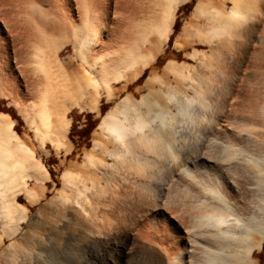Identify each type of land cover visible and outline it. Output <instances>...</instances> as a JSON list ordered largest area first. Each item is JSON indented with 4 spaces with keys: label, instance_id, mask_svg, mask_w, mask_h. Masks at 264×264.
Segmentation results:
<instances>
[{
    "label": "bare ground",
    "instance_id": "obj_1",
    "mask_svg": "<svg viewBox=\"0 0 264 264\" xmlns=\"http://www.w3.org/2000/svg\"><path fill=\"white\" fill-rule=\"evenodd\" d=\"M129 1L0 0V98L13 102L39 151L47 143L62 147L73 107L93 110L102 93L115 97V84L137 81L168 40L174 10L185 0ZM228 1L225 13L213 3L195 6L211 21L197 32L210 53H190L199 67L211 68L225 41L234 47L239 38L235 46L247 50L262 30L264 2ZM68 45L69 66L78 60L80 72L60 60ZM227 55L212 59L219 79L196 78L188 64L167 61L165 77H147L143 93L137 88L122 97L98 125L103 138L93 141L82 170H64L57 198L37 209L29 233H21L28 209L19 197L38 202L41 194L28 181L43 186L49 175L29 137L0 111V245L19 237L8 246L7 264H116L139 255L151 264H252L264 240V120L250 119L261 117L264 72L251 83L240 73L244 57ZM30 88L35 99L24 107ZM250 89L253 99L239 110L252 114L227 134L223 109L238 108V97Z\"/></svg>",
    "mask_w": 264,
    "mask_h": 264
},
{
    "label": "rangeland",
    "instance_id": "obj_2",
    "mask_svg": "<svg viewBox=\"0 0 264 264\" xmlns=\"http://www.w3.org/2000/svg\"><path fill=\"white\" fill-rule=\"evenodd\" d=\"M131 1H132L131 3L133 4V0H131ZM135 1H136V3L139 2L138 0H135ZM208 1L209 0H185V1L181 2L175 8L174 13H173L172 23H171V32H170L168 40L160 45L159 51L156 53L154 60L149 64V66L146 69L141 70L139 77H138L136 82H133L130 84H129V82H125V83L121 82V83L115 84L113 87L114 92H115L114 93L115 97L108 100V99H106V97L102 93L97 108H95L93 110L86 108V107L84 109H82L80 106L73 107L68 114L69 129L64 134V136H65L63 139L64 141H62V143L64 145L62 144V147H60V148H55L51 144L47 143L46 147L43 150L44 152L39 151V149L36 147L37 146L36 143L32 140L33 132L28 130L29 128L25 124V122L22 118V115L19 113L18 109L14 106L13 102H11L8 99L0 98V110L5 112V113L8 112L10 114V116H11V118L15 124V130L17 131V133L19 135H25L26 134L29 137V139H30L29 143L32 145V147L35 151L36 160L42 164V166L46 169V171L49 175V178L46 180L47 182L43 186L38 182L28 181V188H31L35 192H39L41 194V197L38 200V202L30 203L29 201H27V199L24 197V195H20V197H19V203L26 206L28 209L27 220H26L27 221L26 223L28 225H26V223L22 225L25 229V230L23 229L24 231L21 232L22 234L25 232L29 233L32 230H34L32 227V223L31 224H29V223L32 221V219L36 215L37 209L41 205L46 204L49 200L57 198V196H58L57 192L62 187L61 174L64 172V170H66L67 168L74 169L75 167H76L75 171L82 170L81 165H82V162L84 160V156L87 152L90 151L92 144H93V141L95 139L102 140V138H103L102 135L99 134L98 125L100 124L102 118L106 115V113L110 109H112L121 100L122 97H124L126 94L134 92L137 88H141L140 90L143 93L145 90L143 84H144V81L147 79V77H152L153 75H160V76L164 75L162 77H165L166 76L165 66H166V63H168L167 61H174L178 64H180V63L188 64V66L194 68L193 69V75L196 78H198L199 76L205 77V76H208V74H210V76L212 75V77L215 80L216 78L219 79V76L221 75V74L219 75V72L221 70H219L218 68L215 67V62L212 59H215L214 57H217L216 59H220L221 57L223 58L225 55H227L229 53V55L231 54L230 56H232V55L233 56L231 58H229L230 56L227 55L225 58L232 59V58L237 57V55L239 57L240 56L244 57V59L242 60V62H243L241 64L242 70L240 73L243 76L245 75V77L249 76V78H251L253 80V81H251V83L252 82L254 83V78L256 80L258 79V77L260 76V72L261 73L264 72V69H263L264 63L261 62L262 59L264 60V58H262V56L264 57V55H263L264 54V32H263L264 31V24H263L264 23L263 22L264 21L263 20V18H264V10H263L264 9V3L262 6V10H261L262 11V23H261L262 24V26H261L262 30L259 29L260 32L258 30V34L260 33L261 35L259 34V36H257L256 35L257 33H254V35L251 37V40L249 43L250 47H252L255 44L254 48L256 50H258L257 48L259 45L257 43V40L261 41V43H259V44H260V49L263 51H260V49H259L258 52L260 51L263 53L257 54V51L255 50L257 55H261L260 57L258 56L260 58V62L258 61L259 63L257 62V60H259L258 58H256L257 55L256 56L254 55L255 51H253L254 54H253V52L251 53V51L254 50V48H252V50L250 49L249 53H251L252 55L250 54L251 57L248 58L246 55H247L248 49L250 47H248L247 50L241 51V47H243V44L239 48L235 46V44L238 46L239 43L237 41L239 38H237V41H234L235 43L234 42L231 43L232 45H234V47L230 46V43L228 41H225L221 44L222 48L220 47L221 49H220V53L217 54L218 56L215 55L214 57H211L212 58L210 61V63L212 64L211 68L199 67L196 64V61H194L190 57V53L194 49H198L200 51H203L207 55L210 53L209 51H211V49H212L211 46L208 45L207 43H204L202 38H200L197 34L198 31L199 32H203V31L205 32L206 29L209 28V26L211 25V21L208 20L206 16L197 15V13L195 11L196 4L199 2L207 3V4H205L206 6L207 5L212 6L214 4V7L217 6L218 8L219 7L222 8L221 11L224 9L222 11L223 13H225L229 9V6L231 5L228 0H210V2H208ZM250 1L251 0H249V2ZM261 1L264 2V0H261ZM128 2L130 3L129 0H128ZM128 2H127V4H128ZM252 2H254V1L252 0ZM132 4H128V5H132ZM260 36L262 37V40L260 39ZM34 39H35V37L33 35L31 41H34ZM224 45H226V46H224ZM236 48H238L239 52L237 51ZM230 51H231V53H230ZM234 52H236V53H234ZM222 54L224 56H221ZM73 56H74L73 55V48L71 45H68L59 54L60 60L65 67H68L69 70L80 72L81 68H80L78 60L73 59L74 63L71 64V66H69V63H70L69 58H71V57L73 58ZM248 60H250V61H248ZM252 60L255 62V64ZM251 62H253L254 65ZM249 63H251L252 65L250 64V66H249ZM256 64H258L259 67H257L258 65L256 66ZM253 67H254V70H253ZM255 67L257 69L259 68V70H258L259 73H255V72H257ZM76 68H77V70H73ZM196 70H198L197 74H196ZM253 71H255V72H253ZM256 76H258V77H256ZM249 78H248V81H249ZM172 79L173 78L171 77L170 81ZM171 83H173V82L171 81ZM126 85L128 87H127V89H124L126 87ZM155 86L158 87V85H156V83H155ZM182 87H183L182 89H184V86H182ZM253 89L252 90L250 89L249 91H247L249 93H247L245 96H244V94L246 93V91L243 92L244 94H242L241 96L238 97V100L236 102L237 105L236 104L234 105L235 108H236V106L238 108H236L234 110L228 106L227 109L226 108L223 109L224 115L222 114L221 118L223 119V117H225V116H227V117H225L224 120L222 121V123L224 125V126L222 125V128L224 127L226 129L225 132L226 133L228 132L227 134H230L233 132V126L236 123H238L237 120L244 119L245 117H246L245 119H249L247 117H249L252 114V111L251 112L249 111L250 108H248V110L246 108H241V109H246L250 113L246 112V110L244 111V110H239V109L241 106L243 107V104L245 103V102L243 103L244 100L247 101L248 98L252 97V93L255 92V91H253ZM32 90H33V92H32ZM164 90H166V88H164ZM251 91H253V92H251ZM141 92L140 93L138 92L136 94L137 98H139ZM249 95H250V97H249ZM262 96H263V94H262ZM240 97H241V100H240V102H238ZM242 97H244V98H242ZM253 97H254V99L256 98L255 96H253ZM33 99H35L34 88L33 89L30 88L29 93L24 94V97L22 98L23 106L27 107L26 105L28 103H30V101H33ZM251 99H253V98H251ZM249 101H250V99H249ZM250 103L252 105V102H250ZM245 105L246 104H244V107H245ZM248 105H250V104H248ZM7 108H9V109H7ZM230 108H231V110H230ZM260 108L262 110H260ZM260 108H259L258 112L261 113V117L263 116V118H261L259 116L260 114L256 111L257 109H254L255 110L254 112H256V114L257 115L259 114V115H258V117L254 118V120L256 119L255 121L250 119L252 122L260 123L262 121V123H263L264 105L261 104ZM172 110H173V113L176 112V110L174 109L173 106H172ZM233 110L235 111V114H234ZM245 112L247 114H245ZM241 113H242V115H239V117H240L239 118L238 114H241ZM231 119L236 120V121H234V123H233V121ZM225 120H226V123H224ZM227 120L230 121L231 125H229ZM227 125H228V127H226ZM261 131H262V129H261ZM261 131H260V128H256V130H255L256 133H260V134H261ZM223 139H224V137H223ZM109 162H110V160H109ZM91 173L95 174L96 177H98L100 179V175H101L100 173H98L94 170H92ZM101 181L103 182V180H101ZM180 194L181 193L179 191H176V195H180ZM174 202L176 204L178 203L177 200ZM178 205L179 204H177V206ZM45 233L43 234V236H45ZM17 236H19V235H17ZM13 239H14V241H18L19 237H16ZM13 239H8V238L3 239V242L0 245V254L2 253V255H0V264H1V262H2V264H7V260H5V259H8V257H9L8 255L10 254V250H9L8 246L10 243L13 242ZM25 240L27 241V239H25ZM19 245H20L19 247H21V246L24 247L25 242L22 240L19 243ZM113 253L114 252L107 251V254H109L110 256ZM136 257L133 258V257L125 256L124 259L119 260V262L117 261L116 264H151L150 260L146 256L139 255L137 258ZM145 257L147 258V260L145 259ZM113 258H115V255L113 256ZM251 259L253 261L252 264H264V240L261 242L260 248L254 250V252L251 255ZM98 261H100V260H97V262H95L94 264H103V261H101V262H98Z\"/></svg>",
    "mask_w": 264,
    "mask_h": 264
},
{
    "label": "trees",
    "instance_id": "obj_3",
    "mask_svg": "<svg viewBox=\"0 0 264 264\" xmlns=\"http://www.w3.org/2000/svg\"><path fill=\"white\" fill-rule=\"evenodd\" d=\"M7 109H9V108H7ZM1 111V110H0ZM1 112H3V111H1ZM5 113V112H4ZM9 116H10V114L8 113V112H6ZM11 117V116H10ZM12 119V118H11Z\"/></svg>",
    "mask_w": 264,
    "mask_h": 264
}]
</instances>
